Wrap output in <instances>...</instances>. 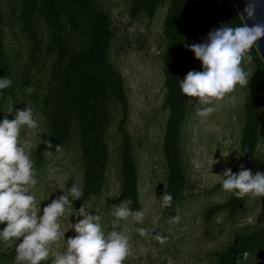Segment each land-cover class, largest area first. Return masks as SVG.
<instances>
[{
    "label": "rangeland",
    "instance_id": "374dc122",
    "mask_svg": "<svg viewBox=\"0 0 264 264\" xmlns=\"http://www.w3.org/2000/svg\"><path fill=\"white\" fill-rule=\"evenodd\" d=\"M108 13L113 30L110 44V60L120 72L128 100L127 130L131 139L133 158L138 172L139 203L132 204L133 211L145 210V220L137 224L131 218L112 223L111 206L119 204V147L116 133L117 118L107 130L109 164L106 184L99 197L91 198L85 208L101 216L104 230L115 227L129 237L131 254L124 264H215V255L229 248L243 234L264 225V197H246L237 215L227 213L206 218V211L227 200L229 192L217 187L222 181L218 175L236 165L239 156L242 127V103L246 88L235 91L216 102V111L209 117L196 115L202 106L191 98L182 136V163L186 173V187L175 206L162 208L159 198L164 194L165 169L162 158V133L167 117L163 110V76L160 53L163 46L162 23L165 7L158 9L154 18L129 13L130 0H94ZM4 41L11 65L10 97L0 114V121L15 117L19 109L31 107L39 127L22 129L21 144L30 152L38 181L31 192L41 208L66 192L75 182L81 186L83 163L77 130L71 131V141L37 164L33 158L36 143L47 132V123L41 106L52 71V56L44 51L30 64V45L21 34L14 0H2ZM203 42V41H202ZM199 42V43H202ZM186 74L190 70L201 71V62L191 51ZM243 67L252 74V64ZM250 80V79H249ZM31 87V93L26 91ZM216 161V163H215ZM264 172V116L261 124V140L255 158L253 174ZM258 221L247 223L246 217L258 213ZM180 216L179 224L172 221ZM82 218V217H81ZM77 217L65 213L59 220L65 238L75 236L71 229ZM6 224H0L2 230ZM146 230L141 236L139 229ZM159 238H163L161 243ZM17 241L16 243H19ZM63 238L51 246L52 252L63 251ZM0 254H5L0 264H16L15 245L0 240ZM51 259V257H50ZM41 264H50L43 261ZM246 264H264V250Z\"/></svg>",
    "mask_w": 264,
    "mask_h": 264
},
{
    "label": "trees",
    "instance_id": "16d2710c",
    "mask_svg": "<svg viewBox=\"0 0 264 264\" xmlns=\"http://www.w3.org/2000/svg\"><path fill=\"white\" fill-rule=\"evenodd\" d=\"M18 5L17 21L21 34L30 45L33 64L41 51L52 56L49 86L41 106L47 132L33 150L39 164L53 154L56 146L71 141L74 126L78 133L83 173V196L74 201L79 209L91 198L99 197L106 184L109 164L107 130L117 118L120 137L118 202L139 203L138 172L127 130L128 100L120 72L110 60L113 30L108 13L94 0H14ZM2 0H0V77L11 80V65L4 41ZM165 7L162 23L163 46L160 62L163 76V110L167 117L162 133L161 152L165 169L164 191L173 197L171 210L186 187L182 163V136L191 97L180 89L189 64V45L204 41L210 30L222 24H242L232 0H130L129 13L154 18ZM252 74L242 103V127L239 156L233 172L240 165L253 172L261 140L264 116V63L252 50ZM201 70L202 66L200 64ZM10 88L0 90V114L6 108ZM50 142L53 147L48 149ZM217 187H221V182ZM245 199L232 193L227 200L206 211V218L221 213L237 215ZM264 250V225L240 235L234 243L215 255V264H246ZM247 252V259L243 253ZM6 257L0 254V262Z\"/></svg>",
    "mask_w": 264,
    "mask_h": 264
},
{
    "label": "clouds",
    "instance_id": "9594fccd",
    "mask_svg": "<svg viewBox=\"0 0 264 264\" xmlns=\"http://www.w3.org/2000/svg\"><path fill=\"white\" fill-rule=\"evenodd\" d=\"M243 3L244 8L239 13L244 18L242 24H222L210 30L202 43L188 46L201 62L202 70H190L180 80V89L184 95L198 100L202 106L196 112L199 117L211 116L216 111V102L234 92L238 85L246 88L249 83V74L243 65L252 62V50H260L259 42L264 40V0H243ZM11 85L9 78L0 77V90ZM26 91L31 93L33 89L27 87ZM38 127L33 109L28 105L17 110L13 119L0 121V224H6L0 230V240L15 245L16 264H41L43 261L50 264H124L131 254L129 237L115 227L104 230L101 216L90 213L83 205L79 209L74 207V201L83 196L82 186L73 182L66 192L62 191V195L43 208L38 205L31 192L38 183L34 162L20 141L22 129ZM44 143L47 145L45 154L50 155L48 149L53 145L48 141ZM59 149L60 146H56V150ZM218 176L222 178V189L237 199L261 200L264 197V172L253 174L240 165L238 172L227 168ZM172 200V195L165 191L159 198L162 208L171 207ZM65 213L77 217L71 227L76 235L67 239L59 223ZM259 214L248 215L247 223L254 226ZM110 215L114 217V225L129 218L137 224L145 220L143 208L133 211L124 200L111 206ZM171 219L179 224L181 218L175 215ZM139 233L144 236L146 230L140 228ZM62 238L64 250L52 252L51 246ZM159 239L164 242L163 238ZM247 256V252L243 253L245 259Z\"/></svg>",
    "mask_w": 264,
    "mask_h": 264
},
{
    "label": "water",
    "instance_id": "95a60500",
    "mask_svg": "<svg viewBox=\"0 0 264 264\" xmlns=\"http://www.w3.org/2000/svg\"><path fill=\"white\" fill-rule=\"evenodd\" d=\"M235 9L237 10L238 14L243 10L244 8V3L243 0H232ZM242 21L244 22V18L242 16H240ZM250 23V22H249ZM260 44V50L255 49L258 57L260 58V60L264 63V40H261L259 42Z\"/></svg>",
    "mask_w": 264,
    "mask_h": 264
}]
</instances>
